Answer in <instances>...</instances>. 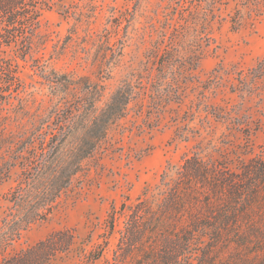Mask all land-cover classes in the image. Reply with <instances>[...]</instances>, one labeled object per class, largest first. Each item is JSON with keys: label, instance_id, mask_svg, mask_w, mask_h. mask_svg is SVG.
I'll use <instances>...</instances> for the list:
<instances>
[{"label": "rangeland", "instance_id": "rangeland-1", "mask_svg": "<svg viewBox=\"0 0 264 264\" xmlns=\"http://www.w3.org/2000/svg\"><path fill=\"white\" fill-rule=\"evenodd\" d=\"M37 32L27 55L4 54L16 78L0 91V238L34 205L43 212L36 197L59 157L117 89L131 98L52 209L3 254L72 229L51 264H82L115 214L112 257L131 207L159 202L186 158L264 160V0H59L42 8ZM52 133L41 167L30 153Z\"/></svg>", "mask_w": 264, "mask_h": 264}, {"label": "trees", "instance_id": "trees-1", "mask_svg": "<svg viewBox=\"0 0 264 264\" xmlns=\"http://www.w3.org/2000/svg\"><path fill=\"white\" fill-rule=\"evenodd\" d=\"M59 0H0V91H9L16 78L14 65L4 54L18 47L27 55L38 35L43 7ZM131 93L118 88L108 105L85 128L79 145L59 162L36 197L41 213L33 210L21 226L0 238V264H51L76 239L72 229L53 232L44 240L19 251L7 252L14 239L39 220L72 177L105 138L111 123L121 118ZM44 139L39 155L31 159L41 167L49 152ZM26 160H31L24 157ZM31 160V163H33ZM22 192L19 197L22 198ZM125 206V205H124ZM109 235L86 254L82 264H264V160L255 156L231 168L225 161L205 160L195 154L183 161L178 176L153 203L139 199L131 207L114 256L106 254L116 229L115 214L108 218Z\"/></svg>", "mask_w": 264, "mask_h": 264}]
</instances>
